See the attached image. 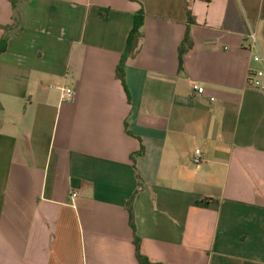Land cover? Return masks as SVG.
<instances>
[{"label":"crops","instance_id":"crops-1","mask_svg":"<svg viewBox=\"0 0 264 264\" xmlns=\"http://www.w3.org/2000/svg\"><path fill=\"white\" fill-rule=\"evenodd\" d=\"M188 2L180 70L185 0H20L0 54V264H139L133 196L151 263L264 264V94L247 85L264 0ZM12 15L0 0V41Z\"/></svg>","mask_w":264,"mask_h":264},{"label":"trees","instance_id":"trees-1","mask_svg":"<svg viewBox=\"0 0 264 264\" xmlns=\"http://www.w3.org/2000/svg\"><path fill=\"white\" fill-rule=\"evenodd\" d=\"M19 2L20 0H11L12 9H13L12 24L8 27L3 28L6 31V33L8 32V34L5 35L0 41V54H2L6 50V44H7L9 35L12 32H15L19 28V25H20L19 7H18ZM185 6H186V17H187V21H186L187 29H186L184 39L178 49V59H179V69L180 70L182 68V60H183L184 55L192 47V41H191L189 29H190V26L194 24V19L189 9L188 0H185ZM144 19H145V14H144L143 9L141 8L134 14L133 26L127 38L126 48L117 66L116 76L123 85H124V64L129 57L133 56L136 53L138 49V41L141 37V30L144 25ZM133 201H134V196L127 202V208H128L129 225L134 233V245H135V250H136V258L139 264H154V263H151L147 258L142 256L139 252L138 238L135 235V225H134V217H133V211H132Z\"/></svg>","mask_w":264,"mask_h":264},{"label":"built area","instance_id":"built-area-1","mask_svg":"<svg viewBox=\"0 0 264 264\" xmlns=\"http://www.w3.org/2000/svg\"><path fill=\"white\" fill-rule=\"evenodd\" d=\"M251 40L254 45L255 38L253 35L251 36ZM252 62L256 64H260L263 62V60H262V57H260V55H253ZM247 85L264 94V70L250 68L248 70V75H247ZM191 90H192V95H195V94L203 95L204 94V89L202 87H199L195 83H191ZM59 91H60V98L62 102H70L73 100L74 91L72 90V88L68 86H62L59 88ZM202 161H203L202 153L199 149H196L193 152V155L191 157V162L195 167H199ZM71 196L75 198L78 196V193L74 192L72 193Z\"/></svg>","mask_w":264,"mask_h":264}]
</instances>
